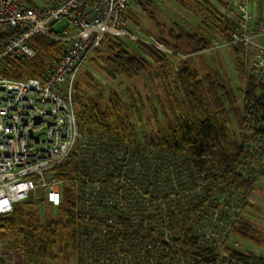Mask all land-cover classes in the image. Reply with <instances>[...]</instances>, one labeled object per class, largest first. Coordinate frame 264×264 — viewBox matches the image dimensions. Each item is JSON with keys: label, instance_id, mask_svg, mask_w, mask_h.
Returning <instances> with one entry per match:
<instances>
[{"label": "trees", "instance_id": "1", "mask_svg": "<svg viewBox=\"0 0 264 264\" xmlns=\"http://www.w3.org/2000/svg\"><path fill=\"white\" fill-rule=\"evenodd\" d=\"M134 3L146 6V9L143 7L144 11L148 10L149 17H153L152 11L147 8L150 6V0H134ZM188 3L213 18L222 38L230 42L233 28L231 20L220 14L208 0H180L183 7ZM33 6L39 7L35 4ZM175 26L176 28L170 27L167 31L160 29L158 32V38L166 46L177 49L184 45L190 55L210 48L209 39L205 34L188 31L178 24ZM6 35V32H0V40ZM38 35L40 34L34 35L32 39ZM105 40L102 45H106L110 50V55L105 58L110 69L107 70L109 75L132 77L145 73L153 65L170 67L169 57L164 52L147 47L141 51V43L136 44L137 52H134L125 43H107L108 39ZM230 47L235 54L238 78H245L242 107L236 110L232 108L235 95L220 83L217 72L213 77L205 75L200 78L190 58L182 60L179 68L175 69L176 80L173 84L185 101L187 115L176 118L173 125H159L152 134L153 142H147L153 147L148 151L136 140L133 121L122 115L120 99L114 90L109 92L106 108H102L99 101L89 98L88 101H83L78 98L81 107L80 111H76L81 132L105 137L108 158L113 163L107 171H95L96 175L105 178L101 182L111 178L112 197L120 200L112 199L113 209L110 216H102L100 213L87 216L76 212L77 198L70 181L75 177H91L92 174L83 165L84 162L78 153L73 152L57 168L56 176L63 181L61 203L52 206L44 198L38 199L46 206L55 208L59 214L57 218L48 216L44 223L39 222L35 211H26L21 206L24 201L26 204H34L27 199L14 204L9 214L0 216V227L6 234L18 236L20 249L30 262H33L35 257L47 258L49 253L58 247L59 229H66L71 244L80 253L79 264H99L94 257L99 258L101 251L104 255L117 251L130 258L133 264H172L179 255L193 259V262L187 264H214L216 253L201 244L195 231L197 221L192 222L190 216L195 214L198 219L207 206L209 209L215 207L218 204L216 196L222 191H228V197L231 193L230 198L240 202L243 208L251 205L248 199L255 188L257 178L259 175L264 176V77L254 76L246 69L241 44H230ZM139 51L152 59V63ZM30 60L31 57L25 55L7 58L3 61L2 72L11 78L43 79L54 63L41 71L42 69ZM127 93L138 116V106L131 92L127 90ZM73 99L76 103L75 94ZM138 103L142 105L140 100ZM250 106L254 111L252 113L249 112ZM149 107L155 111L152 104L149 103ZM236 111L239 112L238 117L235 115ZM251 121L256 125L252 126ZM142 149L145 153L151 151L150 155L155 160L152 161L155 166H152L154 177L151 181L143 179L142 169L132 163L140 158L139 152ZM150 161L148 158V166H151ZM257 162L260 163L259 170L253 172L250 167ZM162 169L179 173L177 178L180 191L188 193L193 187L199 189L198 194L185 199L188 211L179 208L180 201L169 198L173 192L164 187L162 193L158 176ZM143 194L146 198H143ZM224 197L226 198V195ZM157 198L165 201L168 208L166 211L160 207L161 204L158 209L155 208ZM140 207L143 208L142 218H136L135 210ZM239 216L238 214L237 217ZM246 228L253 231L247 224L236 219L231 231L249 241L264 243V240L249 234ZM226 249L233 257L244 262H264V259L250 252H241L230 246H226ZM116 261L109 260L112 263Z\"/></svg>", "mask_w": 264, "mask_h": 264}, {"label": "built area", "instance_id": "2", "mask_svg": "<svg viewBox=\"0 0 264 264\" xmlns=\"http://www.w3.org/2000/svg\"><path fill=\"white\" fill-rule=\"evenodd\" d=\"M131 2L52 0L49 5L35 7L25 0H0V32L7 33L0 41V216L9 214L14 204L30 194L58 206L62 200L63 181L56 176L57 168L73 152L78 153L92 174L67 180L74 187L76 212L87 216L112 214V199H120L112 197L111 178L101 182L105 178L95 172L111 167L107 139L81 132L72 88L77 73L93 57L104 36L151 45L166 54L171 52L154 35L130 29L127 10ZM234 9L237 19L229 43L241 44L245 51L253 48L251 63H246L247 70L254 76L264 77V18L252 16L246 0L235 2ZM61 19H65L66 25L60 32H54L53 24ZM36 34L61 42L59 58L43 79L5 75L2 72L4 60L35 55L32 37ZM249 112H254L252 106ZM251 125L256 124L251 121ZM143 198L146 195L143 194ZM216 198L218 204L210 209L207 206L198 219L196 217L195 225L201 244L216 253L214 264H264L244 262L225 251L226 246L239 247L238 242L233 246L227 242L241 204L234 199L233 208L224 211V195L220 193ZM142 209L135 210L136 218H142ZM2 231L0 227V234ZM6 244L0 238V255L7 258L9 252L2 249ZM108 254L101 251L100 257L95 256L94 260L99 264H133L126 256H121L116 263L109 262ZM188 262L193 259L179 255L172 264Z\"/></svg>", "mask_w": 264, "mask_h": 264}, {"label": "rangeland", "instance_id": "3", "mask_svg": "<svg viewBox=\"0 0 264 264\" xmlns=\"http://www.w3.org/2000/svg\"><path fill=\"white\" fill-rule=\"evenodd\" d=\"M29 1L32 3L26 0V2L32 6L34 4L38 6L49 5L52 2V0ZM214 2L221 4V10L223 8L225 11V17L233 22L234 27L237 19L235 9H229L231 7L222 0H214ZM143 7L134 3V0H132L127 10L128 25L130 29L135 32L154 35L160 44H163L166 49H169L171 52L167 53V55L169 57L168 62L170 67L161 68L157 65H153L151 68H148L145 73L132 77L109 75L110 72L107 70L110 69L105 62V58L110 55V50L107 49L106 45H102L104 40L108 39L107 43H125L130 49H133L134 52L137 49L136 44L140 43L104 36L93 52L92 59L88 60L77 73L74 81L75 84L72 88V94H75L76 98L75 107L77 111H80L81 106L78 102V98H82L83 101H88V98L99 101L102 108H106L109 92L110 90H114L120 99V111L122 115L133 121L135 138H137L136 140L139 142L140 146H144L148 151L151 148L153 149V147L149 146L147 142H153L152 134L159 125H173L176 118L187 115L185 101L176 85L173 84V81L176 80L175 69L177 70L179 68L182 60L190 58L191 64L196 68L200 78L205 75L213 77L214 73L217 72L220 83H222L228 91L231 90L235 95L236 99L232 104L234 110L238 109V107L241 108L240 99L242 97V88L244 87L243 82L245 78L242 77L243 80L238 78V74L235 72V58L230 44L222 38L221 33H219V30L215 26L214 19L199 12L195 5L188 3L186 7H183L180 4V0H151L150 6L147 8L152 11V18L149 17L148 10L144 11ZM144 8L146 9V6ZM229 14L233 15L234 18H231ZM175 24L184 27L188 31H197L205 34L209 39L210 48L201 53L198 52V54L195 53L190 55L184 45L181 47L179 46L177 49L166 46L158 38V32L160 29L167 31L170 27L176 28ZM65 25V19H61L53 24L52 29L54 32H60ZM52 36H54V34H52ZM213 41H216V43ZM32 44L35 50V55L31 57L30 62L37 64V66L42 69L41 71L49 68L54 60L60 55L62 50V44L60 41L46 35H38L35 39H32ZM141 45H143L140 46L141 51H143L145 47L159 50L151 45ZM139 53L142 55L143 52L141 53L139 51ZM246 56L247 51L243 48L242 58L246 69H249L245 62ZM146 60L152 63V59L146 58ZM12 65L14 66V63ZM127 90L131 92L133 99L138 106V116L135 109L131 106ZM138 100L142 102L141 106L138 103ZM149 103L154 107V112L149 107ZM230 112L232 113V111ZM235 115L238 117L239 112L236 111ZM111 119H113V117H111ZM233 121H235V117H233ZM234 130L237 132L235 125ZM143 151L144 150L142 149V151L139 152L141 159L137 158L138 160H135L132 163L138 166L139 169H142L141 177H143V179L145 178L148 181H151L154 177V168H152V166H155L153 163L155 160H153V156L150 155L151 151L148 153ZM128 158L130 157L128 156ZM148 158L151 160V163L149 164L151 166H148L146 163L148 162ZM141 160L143 161L142 163ZM258 162L250 167L253 169V172L259 170L260 163ZM146 166H148L147 169ZM159 172L160 175L158 176L161 184V191L164 190L165 187L167 191L173 192L169 198L171 200L175 198L177 202L180 201L179 208L186 211L185 199L194 196L199 189L193 187L188 193L180 191L177 178V176L179 177V173L172 172V174L171 171L166 172L165 169H162ZM227 192L223 193L222 191L221 194L226 195L227 198ZM200 193L201 192H199V194ZM230 195L232 194H229L228 201L224 198V204L222 205V210L224 211H229L233 208L232 206L234 204H232ZM27 201H31L34 204H26L24 201L21 203V206L26 211H35L38 214V221L41 223H44L48 216L57 218L59 215L55 208L46 206L45 203L38 201V199L32 194L28 196ZM176 201L174 203L177 205ZM248 201L251 205L244 208L241 206L239 210L240 216L237 217V219H239L240 222L247 224L248 228L253 230L249 231L246 228L249 234L253 235L256 239L264 240V176H258L255 188L249 196ZM158 204H161L160 207L165 211L168 209L167 204L162 198H157L155 200V206H158ZM172 204L173 203H171V206H173ZM196 217L197 216L193 214L190 216V220L194 222ZM242 229L245 230L244 228ZM59 234L60 241L58 247L54 251H51L47 258L35 257L34 261L30 262L27 255L20 249V240L18 236L16 234H6L5 230L2 231L0 238L7 243L2 249L4 252H9V257L6 258L0 255V264H79L80 253L75 246L71 244L67 235V230L59 229ZM234 242H238L239 244V247L236 248L238 251L250 252L258 257H264V243L249 241L246 238L239 236L238 233L231 231L227 243L233 246L232 244ZM225 251L229 250L226 249ZM89 252L94 253V251L91 250H89ZM85 255L86 253H84L83 256ZM121 256L122 255L117 251H114L113 253H109L107 258L108 260L112 259V261H115L119 260Z\"/></svg>", "mask_w": 264, "mask_h": 264}, {"label": "crops", "instance_id": "4", "mask_svg": "<svg viewBox=\"0 0 264 264\" xmlns=\"http://www.w3.org/2000/svg\"><path fill=\"white\" fill-rule=\"evenodd\" d=\"M151 1V0H150ZM215 8H216V10L220 13V14H222L223 16H225L224 15V10H223V8H222V10H221V4H218V3H215L214 2V0H208ZM223 2H225L226 4H228L231 8H229V9H234V6H235V2H237V1H239V0H222ZM247 2H248V4H249V10H250V12H251V14H252V16H254L256 19H261V18H264V0H247ZM222 6H224V5H222ZM127 14H128V11H127ZM230 15V14H229ZM231 16V18H234V16L233 15H230ZM222 36V35H221ZM208 50V49H207ZM231 50H232V52H233V55H234V58H235V54H234V51H233V49L231 48ZM206 51V50H205ZM253 51H254V49L253 48H249L248 50H247V56H246V59H245V62L247 63V64H250L251 63V60H252V55H253ZM199 53H201V52H199ZM196 54H198V53H196ZM142 56L144 57V58H147V59H149V57L146 55V54H144V53H142ZM235 72H237V70H236V65H235ZM243 97V96H242ZM242 97H241V107H242Z\"/></svg>", "mask_w": 264, "mask_h": 264}]
</instances>
